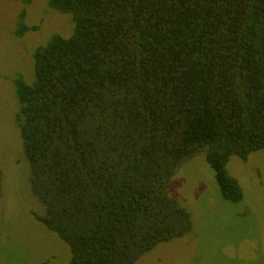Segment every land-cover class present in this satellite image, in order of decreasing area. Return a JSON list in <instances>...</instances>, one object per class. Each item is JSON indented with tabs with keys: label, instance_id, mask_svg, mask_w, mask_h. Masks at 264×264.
Returning a JSON list of instances; mask_svg holds the SVG:
<instances>
[{
	"label": "trees",
	"instance_id": "trees-1",
	"mask_svg": "<svg viewBox=\"0 0 264 264\" xmlns=\"http://www.w3.org/2000/svg\"><path fill=\"white\" fill-rule=\"evenodd\" d=\"M69 37L12 78L38 216L71 264H133L190 230L168 194L202 154L220 195L242 198L231 155L264 151V0H48ZM21 11L15 34L36 26Z\"/></svg>",
	"mask_w": 264,
	"mask_h": 264
},
{
	"label": "rangeland",
	"instance_id": "rangeland-1",
	"mask_svg": "<svg viewBox=\"0 0 264 264\" xmlns=\"http://www.w3.org/2000/svg\"><path fill=\"white\" fill-rule=\"evenodd\" d=\"M21 11L36 29L18 36ZM73 29L71 14L50 8L48 0H0V264H71L68 245L37 218L44 208L30 186L12 78L21 74L31 83L36 48ZM226 167L242 190L237 202L221 197L204 155L178 165L167 191L189 213L190 230L157 243L133 264H264V151L231 155Z\"/></svg>",
	"mask_w": 264,
	"mask_h": 264
}]
</instances>
